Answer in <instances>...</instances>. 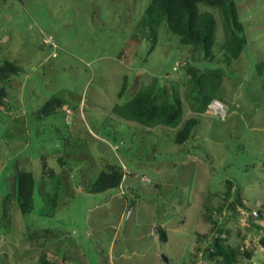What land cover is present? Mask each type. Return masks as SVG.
I'll return each mask as SVG.
<instances>
[{"label":"rangeland","instance_id":"rangeland-1","mask_svg":"<svg viewBox=\"0 0 264 264\" xmlns=\"http://www.w3.org/2000/svg\"><path fill=\"white\" fill-rule=\"evenodd\" d=\"M150 1L0 0V63L21 67L0 81V264H215L203 256L214 237L235 264H264V0H235L246 49L229 63L220 13L200 7L217 23L213 98L227 106L224 120L196 112L188 96L185 63L199 66L201 55L163 20L155 42L144 35ZM140 89L178 96V125L113 112ZM51 97L66 104L40 115ZM191 116L197 126L175 143ZM111 166L123 170L121 184L90 192ZM21 169L38 177L26 214L16 203Z\"/></svg>","mask_w":264,"mask_h":264},{"label":"trees","instance_id":"trees-1","mask_svg":"<svg viewBox=\"0 0 264 264\" xmlns=\"http://www.w3.org/2000/svg\"><path fill=\"white\" fill-rule=\"evenodd\" d=\"M203 7L215 8L221 15V25L224 33L222 61L229 63L239 57L246 49V35L243 25L238 17L235 0H151L139 21L144 35L152 36V42L156 40V26L163 20L167 29L173 33L180 45L191 47L201 55L204 60L199 66H204L205 72L199 74V66H195L192 60L185 63L186 73L189 75L190 92L188 96L193 100V109L200 113L204 112L207 104L213 99L217 87L220 85L222 76L214 67L213 47L216 46L215 31L216 19L208 10H200ZM151 32H146L147 28ZM169 64H173L170 62ZM174 68V67H173ZM21 71V67L11 61L3 60L0 63V81ZM127 89L126 75L122 78L117 97L121 98ZM6 94L3 86H0V101ZM162 92H151V89H140L123 104H114V113L135 121L143 126L163 125L176 127L182 115V103L178 96L173 100L159 101ZM165 96V94H164ZM198 103H195V102ZM65 103L64 99L51 97L40 108V115H50L57 112ZM199 120L191 116L184 120L175 131L173 141L177 144L184 143L192 134ZM123 170L111 166L109 170H103L89 185V191L101 193L117 188L123 180ZM38 177L29 170L21 169L16 175V203L19 211L26 214L35 207V192ZM230 188V185L228 186ZM236 196L235 194H233ZM261 215L259 214L258 219ZM264 222V220H263ZM161 231V239L165 240V233ZM264 249V236L259 239ZM203 256L208 260H215V264H235L236 253L227 248L217 237H214L210 246L203 250Z\"/></svg>","mask_w":264,"mask_h":264},{"label":"built area","instance_id":"built-area-1","mask_svg":"<svg viewBox=\"0 0 264 264\" xmlns=\"http://www.w3.org/2000/svg\"><path fill=\"white\" fill-rule=\"evenodd\" d=\"M207 110L220 120H224L228 112L227 106L214 98L207 104Z\"/></svg>","mask_w":264,"mask_h":264},{"label":"water","instance_id":"water-1","mask_svg":"<svg viewBox=\"0 0 264 264\" xmlns=\"http://www.w3.org/2000/svg\"><path fill=\"white\" fill-rule=\"evenodd\" d=\"M132 209V205L131 206H129V211Z\"/></svg>","mask_w":264,"mask_h":264},{"label":"clouds","instance_id":"clouds-1","mask_svg":"<svg viewBox=\"0 0 264 264\" xmlns=\"http://www.w3.org/2000/svg\"><path fill=\"white\" fill-rule=\"evenodd\" d=\"M228 109V108H227ZM226 118V117H225Z\"/></svg>","mask_w":264,"mask_h":264}]
</instances>
